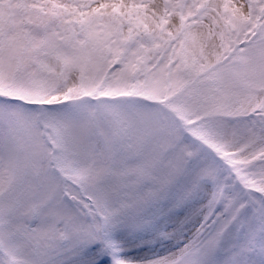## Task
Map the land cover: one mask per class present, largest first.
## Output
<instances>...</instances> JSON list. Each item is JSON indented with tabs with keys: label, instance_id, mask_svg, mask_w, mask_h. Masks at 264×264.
<instances>
[{
	"label": "snow or ice",
	"instance_id": "6c2138e0",
	"mask_svg": "<svg viewBox=\"0 0 264 264\" xmlns=\"http://www.w3.org/2000/svg\"><path fill=\"white\" fill-rule=\"evenodd\" d=\"M0 264H264V0H0Z\"/></svg>",
	"mask_w": 264,
	"mask_h": 264
}]
</instances>
